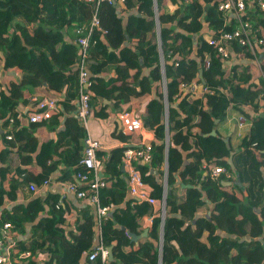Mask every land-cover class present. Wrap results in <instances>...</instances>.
Here are the masks:
<instances>
[{"label":"trees","instance_id":"1","mask_svg":"<svg viewBox=\"0 0 264 264\" xmlns=\"http://www.w3.org/2000/svg\"><path fill=\"white\" fill-rule=\"evenodd\" d=\"M178 1L125 0L126 11H139L126 15L118 11L117 4L103 1L99 6L101 24L92 34L88 63L89 118L103 122L111 113L133 110L157 139L166 138L160 32L171 136L169 149L146 141L152 147V161L140 165L144 180L154 188L153 197L162 199L168 159L164 221L153 204L137 203L128 195L123 155L128 145L138 147L140 138L115 126L112 135L126 145L109 152L98 150L106 181L100 193L101 204L113 208L112 216L103 223L102 242L107 248L113 247L114 259L103 262L101 256L89 258L97 237L92 213L82 212L78 232L72 234L63 225L69 221L58 195L49 193L18 201L27 198L26 187L31 183L42 187L50 179L49 169L62 166L57 180L63 182L73 181L76 173L87 170L80 164L85 156L87 129L78 118H66L64 138L39 143L34 136L39 124L22 116V107L29 106L38 94L61 96L67 114L77 110L81 85L75 41L78 28L92 21L94 2L0 0V66L5 76V81L0 80V156L5 151L8 158L0 164V224L12 225L8 231L16 240L12 264H160L162 251V264H264V103L260 105L259 101L264 98V77L254 63L236 62L252 58L247 47L232 42L230 49L236 61L231 57L226 64L201 33L206 26L211 33L236 28V23L228 22L220 10L222 0H191L169 11L168 7ZM244 18L253 22L256 36L264 39V11L248 10ZM66 34L72 37L71 42L65 39ZM205 60L210 61L208 68ZM145 66H152L150 75L143 74ZM201 68L207 90L201 97L187 96L177 102L175 97L183 81L201 82ZM262 70L264 73V58ZM103 99L111 100V105ZM63 111L49 120L50 128L60 123ZM233 113L244 115L254 124L251 136L241 141L239 149L229 145L219 132L213 134L217 125ZM185 153L189 160L186 164ZM232 154L234 168L228 160ZM203 163L224 167L230 177L224 173L220 182H214L205 174ZM152 169L158 170L160 181ZM178 177L182 183L175 189ZM236 179L241 180L242 187L236 184L228 190L222 183ZM6 181L8 188L3 184ZM13 201L17 203L8 208L7 203ZM44 203L51 209L37 219L36 208ZM207 212L210 218L199 215ZM148 216L153 217L149 234L134 247L127 230L141 235ZM29 223H33L32 234L18 239L17 233H25ZM25 251H31L32 257H22ZM39 254L44 258L38 259Z\"/></svg>","mask_w":264,"mask_h":264},{"label":"built area","instance_id":"2","mask_svg":"<svg viewBox=\"0 0 264 264\" xmlns=\"http://www.w3.org/2000/svg\"><path fill=\"white\" fill-rule=\"evenodd\" d=\"M94 2V15L89 26H83L77 30L76 44L78 46L79 63L78 67L80 70V98L78 101L77 115L82 125L87 127L88 119L90 115V94L88 89L90 86L91 73L88 69V63L91 61V37L95 29L100 27V18L98 10L101 2L108 1L112 4H117L119 12L126 11L125 0H87ZM191 0H179L173 7L179 8L184 3H189ZM171 7V6H170ZM220 10L226 15L228 22H235L236 28L229 31H222L220 33H211L208 29L205 33V40L216 48L217 53L222 59L228 64V61L233 56L231 53V44L237 41L240 46L247 47L250 50L252 58L249 59L259 67L260 72L264 76L262 70V61L264 58V39H259L256 36V29L254 24L250 20L244 18L248 10L252 12L262 10L264 11V0H222L219 4ZM171 11V10H170ZM158 12V11H157ZM158 22V16L156 17ZM159 24V22H158ZM207 27V26H206ZM160 31V30H159ZM87 33V34H86ZM159 45L161 43V37L159 32ZM160 52V47H159ZM160 56V65L162 73L165 71V57ZM205 68L210 66V61L205 60ZM204 69V68H203ZM164 85V105H165V124L167 126V134L164 140L169 141L167 149L170 146V130L169 129V99L167 92V81L163 78ZM88 87V89H87ZM207 90L202 82L197 79L192 81H183L180 84L179 93L176 95V101H180L184 97L190 96L194 98L201 97ZM61 96H40L38 94L31 98V104L23 109L30 122L43 124L48 122L54 115L59 114L61 111ZM119 119L121 122V128L124 133L130 135L141 136L144 138V134L147 131L143 120L136 115L135 111H122L119 112ZM236 136L241 141L250 137L254 127L253 121L245 117L244 115L238 114L236 116ZM87 129V128H86ZM12 138V136H9ZM85 156L81 160L80 164L86 167V171H79L75 174L73 181H66V186L74 192L79 198L87 199L96 208L94 216V224L96 230V241H99V245L95 244V250L90 254L89 258L94 260L98 256H101L103 262H107L109 259V249L104 246L102 242V228L106 217L111 210L110 206H103L100 200L101 190L106 187V181L103 178L105 168L103 166V160L98 156V150L101 148V142L95 138H85ZM138 147L129 145L123 155V171L128 179V194L132 196L137 203L149 202L153 205H158V215L163 220L167 215L166 196L168 192V175H167V164L165 166V178L163 179L164 185V196L162 199H157L152 196L154 190L153 186L144 180L143 174L140 169V165H150L152 161V147L145 144ZM203 168L206 175H210L214 182H219V176L222 173H226L230 177L229 173L224 167L221 166H210L207 163H203ZM50 180L45 181L42 187H38L35 183H31L28 186V190L31 192H39L43 187L48 185ZM200 185V180L197 181ZM84 187L81 188L80 185ZM153 217H150L151 220ZM12 228L11 223L5 222L0 224V264H12V246L15 244L13 236L8 234L9 229ZM96 243V242H95ZM31 251H25L21 254L24 258L32 257ZM44 258L43 254L38 255V259Z\"/></svg>","mask_w":264,"mask_h":264},{"label":"crops","instance_id":"3","mask_svg":"<svg viewBox=\"0 0 264 264\" xmlns=\"http://www.w3.org/2000/svg\"><path fill=\"white\" fill-rule=\"evenodd\" d=\"M171 6V7H170ZM168 7V10L171 12L175 11L177 9V7H173V5H170ZM175 6V5H174ZM123 12V15H126L128 13H136L139 14L138 9H134L132 11H121ZM65 39L67 40V42H71L72 37H70L69 34H66ZM126 44H129V42H127ZM134 50H136V48L133 46L132 47ZM160 54V52H159ZM160 57V56H159ZM232 58L235 60V57L232 56ZM231 58V60H232ZM160 59V58H159ZM141 60L143 61L142 63H144V59L141 58ZM236 61V60H235ZM240 60H237L236 62H238ZM251 61V60H250ZM251 63H254L253 61H251ZM256 65V64H255ZM151 70H152V66H145L143 69V74L144 75H150L151 74ZM10 74L12 75H16L15 71H11ZM262 74V73H260ZM264 77V76H263ZM5 76H4V71H3V67L0 66V80L5 81L4 80ZM256 83H260L259 78L256 79ZM110 92H112V90H109ZM260 105H262L264 103V98H260ZM103 102L107 105H111V100L108 99H103ZM78 104V102H77ZM26 106H23L22 108L25 109ZM261 107V106H260ZM246 109L253 115H257L256 111H254V109H252L249 106H246ZM65 111V108L63 107V105L61 104V111ZM63 111V114L60 118V123L58 125H54L50 128L49 124L51 125V123L48 121L46 123L43 124H39L38 128L34 130V136L38 139L39 143H43L46 142L52 138H64L65 137V133H66V118L70 115H74L76 117V112L77 110H75L74 112H72L71 114H67ZM109 111H111V109H109ZM61 113V112H60ZM238 114L233 113L228 117V120L222 124H218L217 127L215 128L216 132H219L220 134H222L223 136H225V138H229L230 139V143H232L233 148L235 149H239L241 146V140L239 138H237L236 136V116ZM77 118V117H76ZM115 126H117V128L119 130H121V122L119 119V114L118 113H111V115L104 120L103 122H100L98 119L95 118H89L88 119V124H87V135L89 137L95 138L97 140H99L101 142V148L100 150L102 151H106L109 152L112 149L119 147V146H124L126 144L122 143L121 141H119L116 137H114L112 135L113 130L115 129ZM139 137V141L140 144L143 143V141H148V140H153L156 141L157 138L155 137V135L147 130L144 134L145 140L144 138H142L141 136H137ZM32 155H35L32 154ZM185 156V164L188 163V153L184 154ZM1 160H0V164L6 163L7 162V154L5 151L2 152V155L0 156ZM222 167V166H221ZM61 169L62 166H57L54 170L49 169L48 171H51V177H50V181L48 183V185H46L45 187H43L39 192H31L28 190V187H26V192H27V198L23 199L22 197L18 200V201H24L26 202L27 200H29L30 198H33L35 196H40V197H45L47 195H49V193L52 194H56L59 197V203L61 205V207L63 208V212H64V217H66V219L69 221L68 225L67 224H63L65 225V227L68 230L72 231L73 233H77V226L79 225V221L82 218V212L83 211H88L90 213H92L95 216L96 213V208L95 206L90 203L87 199H81L79 198L74 192H72L67 186H66V182L63 181H58L57 177L61 174ZM153 174L157 177V179L160 181L159 179V173L158 170L156 169H152ZM224 173H222L219 176L218 181H221V176ZM164 178H165V173H164ZM237 180V179H236ZM236 180L233 181H222L223 185L226 186V188H228V190H233L232 187L234 185H236ZM229 182H231L232 184H229ZM181 182V178L178 177L177 179V183H176V187L175 189H177V185H180ZM3 184L8 188L9 187V182H3ZM239 185V184H237ZM239 186H243V183ZM129 195V194H128ZM130 196V195H129ZM152 196H153V192H152ZM132 197V196H130ZM133 198V197H132ZM17 202L13 201V202H8L7 203V207L11 208L13 205H15ZM43 207H37L36 208V218L39 219L40 217L44 216V214L48 213V211H50L51 207L47 204L44 203V205H42ZM155 209L158 210V205H154ZM113 208H111L108 216H112L113 214ZM158 215V214H157ZM207 216V217H211V213L207 212V213H200L199 214ZM149 216L145 218V228L149 230V228L152 226L153 223V218L151 220H149ZM36 219V220H37ZM36 223V222H34ZM122 228V227H121ZM145 229V230H146ZM34 227H33V223H29L26 227V231L25 233L23 232H19L17 233V238L18 239H27L33 232ZM145 233V231L141 234L142 236L135 242H133L135 244L134 247H137V245L139 244L140 239L145 238L148 236L149 231L147 232L146 235H143Z\"/></svg>","mask_w":264,"mask_h":264},{"label":"water","instance_id":"4","mask_svg":"<svg viewBox=\"0 0 264 264\" xmlns=\"http://www.w3.org/2000/svg\"><path fill=\"white\" fill-rule=\"evenodd\" d=\"M158 22H159V20H158ZM207 30H208V28L205 27V28L203 29L202 33H205ZM159 47H160V54H161V56L163 57V55H164V51H163V47H162V44H161V43H160ZM141 62H143V61L141 60ZM237 63H240V64H241V63H251V61H250V60H244V61H238ZM163 78L166 79V72H165V71L163 72ZM199 78H200L201 82H202L205 86H207V81H206V79H205V77H204V69H203V68H201L200 71H199ZM87 89H88V87H87ZM77 106H78V104H77ZM76 117L79 119V116L77 115V112H76ZM168 132H169V129H168ZM213 134H216V130H214ZM225 140H226V142L230 145V139H229V138H226ZM155 142H156L157 144H164V145H167V147H168V143H169L168 139H167V140H160V139H157ZM228 160H229L230 164H231V165L233 166V168H234L233 154L231 155V157H230ZM168 167H169V164H168V159H167V175H168ZM125 178H126V181H127V183H128V179H127V177H125ZM236 183L239 184V185L242 184V182H241L240 179H237V180H236ZM229 184H232V183L229 182ZM165 207H166V205H165ZM255 211H256L257 213H260V212H261V210L258 209V208H256ZM165 218H166V217H165ZM165 218H164V220H165ZM164 220H163V221H164ZM122 228H123V229H126L124 226H123ZM163 230H164V223L162 224V237H161V245H162V246H163V242H164V232H163ZM147 232H148V229L145 230V233H144L143 235H146ZM127 233H128V235L131 237L132 242L137 241V240L142 236V235H138V234H136V233H133V232H131L130 230H127ZM262 241H263V240H262ZM263 242H264V241H263ZM95 244H96V245H99L100 243H99V241H96ZM108 249H109V260L111 261V260L114 259V255H113V247H109ZM162 260H163V251L161 252L160 264H162Z\"/></svg>","mask_w":264,"mask_h":264},{"label":"clouds","instance_id":"5","mask_svg":"<svg viewBox=\"0 0 264 264\" xmlns=\"http://www.w3.org/2000/svg\"><path fill=\"white\" fill-rule=\"evenodd\" d=\"M77 108H78V106H77ZM128 146H129V145H128ZM128 146H127V147H128Z\"/></svg>","mask_w":264,"mask_h":264},{"label":"rangeland","instance_id":"6","mask_svg":"<svg viewBox=\"0 0 264 264\" xmlns=\"http://www.w3.org/2000/svg\"><path fill=\"white\" fill-rule=\"evenodd\" d=\"M160 58V57H159Z\"/></svg>","mask_w":264,"mask_h":264}]
</instances>
